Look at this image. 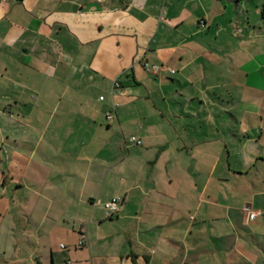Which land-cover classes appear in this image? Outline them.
I'll return each mask as SVG.
<instances>
[{
	"label": "crops",
	"instance_id": "obj_1",
	"mask_svg": "<svg viewBox=\"0 0 264 264\" xmlns=\"http://www.w3.org/2000/svg\"><path fill=\"white\" fill-rule=\"evenodd\" d=\"M0 264H264V0H0Z\"/></svg>",
	"mask_w": 264,
	"mask_h": 264
},
{
	"label": "built area",
	"instance_id": "obj_2",
	"mask_svg": "<svg viewBox=\"0 0 264 264\" xmlns=\"http://www.w3.org/2000/svg\"><path fill=\"white\" fill-rule=\"evenodd\" d=\"M145 68L147 69V71H151L153 74H158L161 71V68L158 66H149L148 64L145 65ZM115 87L117 89H119L120 84L118 82H115ZM101 100H103V98H100ZM114 112V111H113ZM114 117V113H108L107 114V119H112ZM130 141L132 143H135L136 145H141L142 142L137 139L136 137H131ZM119 203H120V199L119 198H115L112 199L111 201L107 202L105 204V209L107 210L108 215L110 216H114L119 212ZM250 218L254 219L255 216L257 215L256 212H250Z\"/></svg>",
	"mask_w": 264,
	"mask_h": 264
}]
</instances>
